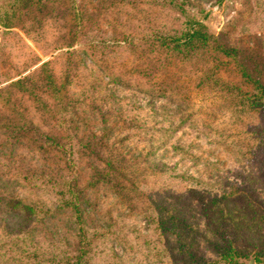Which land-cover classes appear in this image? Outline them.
I'll list each match as a JSON object with an SVG mask.
<instances>
[{
	"label": "rangeland",
	"instance_id": "obj_1",
	"mask_svg": "<svg viewBox=\"0 0 264 264\" xmlns=\"http://www.w3.org/2000/svg\"><path fill=\"white\" fill-rule=\"evenodd\" d=\"M121 1L79 0L81 19L48 18L32 38L0 27V87L33 74L2 91L0 107L46 131L65 127L77 142L62 152L0 139V264H32L27 251H48L64 231L11 201L52 207L56 188L70 184L83 189L94 221L124 224L130 246L106 244L122 264H264V93L247 76L264 83V0ZM189 19L208 35L194 47L180 45ZM36 171L49 183L34 192ZM231 243L236 261L217 248Z\"/></svg>",
	"mask_w": 264,
	"mask_h": 264
},
{
	"label": "trees",
	"instance_id": "obj_2",
	"mask_svg": "<svg viewBox=\"0 0 264 264\" xmlns=\"http://www.w3.org/2000/svg\"><path fill=\"white\" fill-rule=\"evenodd\" d=\"M118 1L119 0H114L115 3H113V6H117L116 3ZM126 1L128 0H122L121 4ZM156 2L165 4L163 0L161 2L157 0ZM130 3L132 6H136L134 1H130ZM170 4L171 2H169V5ZM111 7L112 1H110L108 6H104L105 9H110ZM82 8L83 6L79 4V0H0V27L3 28L6 35L16 34L19 38H24V36L32 38L31 36L33 33L43 31L44 23L48 18H57L61 17V14H67L75 20L81 19L83 16ZM192 19H189L191 22H189V24H191V26L188 25L189 31L184 33L185 39L184 42L181 41L180 45L184 43L186 46L194 47L195 40L198 37L203 36L204 40H206L208 36L202 31L201 26L200 28L195 27V25H199V23ZM104 37V35L101 36V39H105ZM152 37L153 38L149 39L153 40L154 44L157 43L158 46H162L163 43L166 44L167 42H162L161 40L163 37L160 35H153ZM124 41L126 42L125 45H127L135 40L128 38ZM118 45L123 44L118 42ZM2 46V41L0 39V62L3 60ZM216 49L220 50L225 55H229V50L227 48L221 47L219 49L216 47ZM38 61H40V58L34 62L32 59L27 61L24 63L23 67L19 68L15 76L20 77ZM45 64L46 63L42 64L35 71L39 72L43 70ZM239 64L241 65L242 63ZM241 67H243V65ZM244 69L245 71H242V73L246 74L248 69L245 67ZM247 74L248 78H250V80L252 79L253 84H256L258 87L256 90L264 93V83L262 80L260 78H254L252 75H249V73ZM32 75L33 74L25 76L24 78H19L6 86H1L0 94L11 86L28 83L31 81ZM11 77L12 75L6 74L4 78L5 80H10ZM49 80L51 85L47 87V90L54 91L57 88V84L54 78L49 77ZM7 113L0 107L1 140L11 138L20 146L26 143L33 146L37 144V147L41 145H52L62 152H66L68 148L71 149L77 144L75 139H71L65 133L64 135L61 134V130L65 127L59 126L58 129H60V131L58 133L46 131L34 121L26 118L24 115L22 116L21 114L23 113L18 111L16 107L12 109L10 106V108L7 109ZM74 136L76 138L77 133H75ZM68 143L71 148L67 146ZM80 143L88 145L83 142H79V144ZM31 175L32 182H28L27 184L34 192L43 190L49 183V179L44 178L38 171L32 172ZM27 179L30 180L29 177H27ZM53 196L56 201H54L52 207H38L36 204L23 203L21 201H11V205H8L12 208L17 207L22 212H26L29 218H34L41 226H48V222H61L64 226L63 233L54 231L53 235L56 236L53 238V242L48 245V251L44 252L35 249L29 252V255L27 251L26 262H31L32 264H93V258L98 255L109 258V262L106 264H122L120 255L114 251L113 246L111 245L110 249L107 250L108 247L106 244L109 242L110 245V243L115 242L126 248L130 246V240L124 224L119 223L113 218L109 221H100L98 223L94 221L98 220L100 217L91 215L90 207H88L89 199L78 184H70L66 187L58 186L56 191L53 192ZM213 201L216 202L217 206L219 202L218 199L214 198ZM229 209H231L230 205L227 204L225 208L221 209V213H223L226 218L230 216V214L226 213ZM231 217L232 216H230V218ZM36 234L37 231L35 236ZM234 242H236V239L233 243ZM233 243L224 244L221 247L219 244L217 245L219 254L222 258L229 261H236L234 258L235 256H239V249L237 246L233 245Z\"/></svg>",
	"mask_w": 264,
	"mask_h": 264
}]
</instances>
